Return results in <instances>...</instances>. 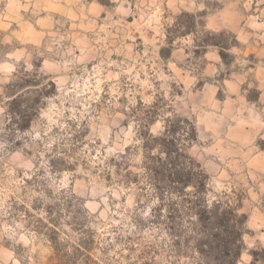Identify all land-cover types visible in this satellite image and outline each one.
<instances>
[{
	"label": "rangeland",
	"instance_id": "1",
	"mask_svg": "<svg viewBox=\"0 0 264 264\" xmlns=\"http://www.w3.org/2000/svg\"><path fill=\"white\" fill-rule=\"evenodd\" d=\"M16 79L55 90L11 132ZM148 111L194 122L208 198L247 216L237 264H264V0H0V264H46L52 235L88 243L75 264H195L151 222Z\"/></svg>",
	"mask_w": 264,
	"mask_h": 264
},
{
	"label": "trees",
	"instance_id": "2",
	"mask_svg": "<svg viewBox=\"0 0 264 264\" xmlns=\"http://www.w3.org/2000/svg\"><path fill=\"white\" fill-rule=\"evenodd\" d=\"M191 31L187 29L185 33ZM222 34V31L217 33ZM166 42L168 45L159 49L160 55L165 58L171 54L172 39L168 38ZM200 45L220 44L206 39ZM219 53L223 57V53ZM49 84L51 90L28 79H16L8 84L6 128L11 132L29 128L42 99L55 90V82L50 81ZM145 118L149 122L138 133V139L143 171L156 198L149 212L151 222L165 230L178 252L191 250L195 264H237L244 248L247 216L238 212L237 205L208 198L210 176L189 153L191 144L197 138L194 122L173 113L163 119L162 129L153 134L148 124L155 120V114L148 111ZM47 240L51 255L46 264H75L79 251L89 249L86 241H80L73 250H64V245L55 236H48ZM251 254L255 255L256 250H252Z\"/></svg>",
	"mask_w": 264,
	"mask_h": 264
}]
</instances>
